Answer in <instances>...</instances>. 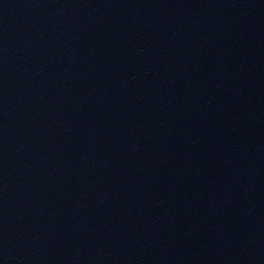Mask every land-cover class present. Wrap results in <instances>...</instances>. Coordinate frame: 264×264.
<instances>
[{"label":"water","instance_id":"water-1","mask_svg":"<svg viewBox=\"0 0 264 264\" xmlns=\"http://www.w3.org/2000/svg\"><path fill=\"white\" fill-rule=\"evenodd\" d=\"M0 264H264V0L0 20Z\"/></svg>","mask_w":264,"mask_h":264}]
</instances>
